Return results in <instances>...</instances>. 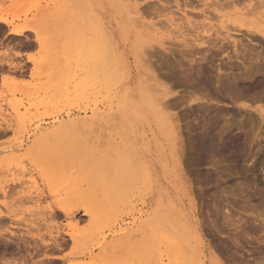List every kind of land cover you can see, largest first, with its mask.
Returning <instances> with one entry per match:
<instances>
[{
  "label": "rangeland",
  "instance_id": "1",
  "mask_svg": "<svg viewBox=\"0 0 264 264\" xmlns=\"http://www.w3.org/2000/svg\"><path fill=\"white\" fill-rule=\"evenodd\" d=\"M263 1L0 0V16L30 30L16 36L0 24V264H264L261 232L248 237L236 228L248 220V206L264 215V122L253 109L232 119L240 140L231 150L219 141L202 155L198 135L206 106L233 107L225 81L257 68L255 79L264 81V38L234 25L244 16L241 24L264 26ZM229 34L237 48L224 43L201 64L192 61L186 42ZM159 82L173 89L164 101L181 141L144 134L148 125L119 107L122 95L139 98L141 90L164 102ZM263 86L235 93L260 106L251 102L264 100ZM95 113L104 127L88 136L71 128L35 135L38 126L55 130ZM19 118L23 125L11 127Z\"/></svg>",
  "mask_w": 264,
  "mask_h": 264
},
{
  "label": "bare ground",
  "instance_id": "2",
  "mask_svg": "<svg viewBox=\"0 0 264 264\" xmlns=\"http://www.w3.org/2000/svg\"><path fill=\"white\" fill-rule=\"evenodd\" d=\"M188 2V0H185V2ZM229 1V0H228ZM232 1H235V0H232ZM239 1V0H238ZM231 2V1H230ZM264 2V1H263ZM229 3V2H228ZM218 4V3H217ZM222 4H223V1H222ZM261 4H263L262 2H261ZM261 4H259V5H261ZM186 5H187V3H186ZM231 5V4H230ZM188 6V5H187ZM221 6V5H220ZM219 6V7H220ZM218 7V8H219ZM260 7V6H259ZM264 7V6H263ZM253 8H255L254 7V5H253ZM261 8H262V6H261ZM155 9V8H154ZM250 9V8H249ZM141 10V9H140ZM168 10V9H167ZM209 10V9H208ZM248 10V9H247ZM253 10V9H252ZM251 10V11H252ZM257 10V9H256ZM161 11V10H160ZM203 11V10H202ZM250 10H248V12H246L248 15H250V14H252V12H251ZM166 12V11H165ZM173 12V11H172ZM207 12V11H206ZM205 12V13H206ZM258 11H256V13H257ZM160 13V12H159ZM170 13V12H169ZM174 13V12H173ZM199 13V12H198ZM259 14H261L260 12H258ZM136 14H137V17L139 16L140 18H142L143 16L141 15V12H139V10H137V12H136ZM243 14V13H242ZM254 14H255V12H254ZM157 16V15H156ZM158 16H160V15H158ZM161 16H162V13H161ZM166 16V15H165ZM172 16H175V15H172ZM206 16V15H205ZM261 16H264V14L263 15H261ZM164 17V16H163ZM243 17V19H244V16H242ZM257 17V16H256ZM175 18V17H174ZM179 18V17H178ZM190 18V17H189ZM240 18H241V16H240ZM264 18V17H263ZM137 19V18H136ZM180 19V18H179ZM243 19H241V20H243ZM169 20V19H168ZM181 20V19H180ZM241 20H237V22L235 21V24L234 25H236V24H238V25H236V27L237 28H239V29H242V28H245L246 30H248V34H249V32L250 33H254V34H256L258 37L260 36H262L263 38H264V26H256V27H254V26H252V25H245V24H241L240 22H241ZM175 21H176V19L174 20V19H172V18H170V20H169V24H172L173 26L175 25ZM188 22L187 23H189V25H192L193 26V23L192 22H195V21H190L189 19L187 20ZM240 21V22H239ZM161 22V21H160ZM190 23H192V24H190ZM0 24H4L5 26H7V27H12V29H11V33L12 34H14V35H16V36H23L26 32H30V30H28V29H25V28H19V27H16V26H14V24H15V22L14 21H8V20H6V19H4V18H2L1 16H0ZM263 24H264V22H263ZM196 25V24H195ZM145 27V26H144ZM153 28V27H155V25L154 26H150V28ZM163 27V26H162ZM200 28V27H199ZM199 28H196V29H199ZM202 28H204V26H202ZM222 28H225L226 30H227V28L228 27H222ZM195 29V30H196ZM231 28H229V30H230ZM235 29V28H234ZM156 30V29H155ZM204 30V29H203ZM202 30V31H203ZM229 30H227V31H229ZM232 31V30H231ZM236 31V30H235ZM200 32V31H199ZM206 33L208 32V31H205ZM223 32H224V30H223ZM245 32V31H244ZM220 33V32H219ZM229 33V32H228ZM227 33V34H228ZM205 34V33H204ZM221 34V33H220ZM224 34V33H223ZM231 34V33H230ZM228 35L224 40H214V41H212V40H209V38L207 39V40H204V38L202 39V40H204V41H199L200 43H198V41L196 40V41H193V43H188V42H186V44H185V46H186V48H189V52H191V56H193L192 57V61L195 63V64H201L204 60H205V58H206V54H208V53H211L212 52V50L213 49H217L218 51H223L224 49H225V47H226V45L224 44V43H227V45L229 46L230 44L232 45V44H234V47L235 48H237V42L234 40L232 43L231 42H229V40L228 39H232V36L231 35ZM252 35V34H251ZM256 35H254V37L256 36ZM204 36V35H203ZM209 37V36H208ZM215 37V36H214ZM257 37V38H258ZM210 38H212V37H210ZM257 38H255V39H257ZM223 41H226V42H223ZM37 42L38 43H41V41H40V39H39V37H38V39H37ZM182 43H184V41L182 42ZM182 45V44H181ZM200 47V49L198 48V50H190V48H194V47ZM165 49V48H164ZM263 50V49H262ZM248 52V51H247ZM241 53V52H240ZM249 53H251V52H249ZM194 54V55H193ZM236 54H238V50L236 49ZM244 54V53H243ZM248 55V54H247ZM29 56V55H28ZM31 56V55H30ZM228 56V58L229 59H232V57L230 56V54H228L227 55ZM252 56V55H251ZM251 59V58H250ZM29 60L30 61H33V58L32 57H29ZM231 61V60H230ZM256 61V60H255ZM119 62H118V60L117 61H115V64H114V71H115V75L117 74V76L120 78V66H119V64H118ZM248 63H250V62H248ZM261 63V62H260ZM254 64V63H253ZM241 65V64H240ZM258 65V64H257ZM238 66V65H237ZM249 66V65H248ZM222 67V66H221ZM226 67V66H225ZM244 67H245V65H244ZM258 67V66H257ZM11 68V67H10ZM15 68V67H14ZM13 68V69H14ZM18 68V67H17ZM22 68V67H21ZM21 68L19 69V70H21ZM246 69H249V68H247V67H245ZM16 69V68H15ZM42 69V68H41ZM223 70V69H222ZM235 70V69H234ZM260 70L261 69H259V68H257L256 70H253L252 69V71H251V73H248L246 76H248V78H242L243 77V75H241L242 77L241 78H239L238 77V79H236L235 77H234V82H233V84L229 81V84L225 81V84H223V85H221V89L223 90V93L225 94V97H226V95L228 96V97H231V99H232V101H233V107L231 108V109H225V108H222V109H213L212 107H214V106H212V107H205L203 110H204V116H202L203 117V119H202V122H201V128L199 129L200 131H199V133H198V135L199 136H202L201 137V140H199V142L201 141V148L200 147H198V148H200L201 149V153H202V155H205V152L206 151H208L209 152V150L208 149H210L211 147V151H212V149L214 148V147H216L218 144L217 143H219V141H220V143H222V145L225 147V148H227L228 150L230 149L231 150V147H235V145H237V143L239 142V138L237 137V136H240V135H238V132H237V134H235L233 131H232V129H230V128H232L234 125L232 124V122H231V120L233 119V120H235V118H238V117H240V116H242V114H244L243 113V111H246L247 109H250V110H254V111H256V112H258L259 113V117L261 118V121L262 122H264V100H262V98H261V100H259V101H255V102H251V103H260L261 105L260 106H253V104L251 105V104H249V102H246V100H247V98H245L244 96H239V94H238V96L236 97V96H234V95H236V93H235V91L237 90V88H239V87H242L241 89H251V91H252V89H261L262 88V86H263V83H264V81L260 78V79H255L256 77H259L258 75H260L261 73H260ZM264 70V69H263ZM219 71H221V70H219ZM192 72H194V71H192ZM222 72V71H221ZM237 72V71H236ZM223 73V72H222ZM247 73V72H246ZM245 73V74H246ZM242 74V73H241ZM264 74V73H263ZM217 75V74H216ZM238 75V74H237ZM236 75V76H237ZM240 75V74H239ZM188 76V75H187ZM193 76V75H192ZM198 76V75H197ZM204 76V75H203ZM245 76V77H246ZM262 76V75H261ZM196 78V77H195ZM198 78H200V75H199V77ZM155 79V78H154ZM219 79H221V78H219ZM218 79V80H219ZM215 80V79H214ZM224 80V79H223ZM251 80V81H250ZM256 80V81H255ZM155 81V80H154ZM201 81V80H200ZM222 81V80H221ZM223 83H224V81H222ZM215 83H216V80H215ZM227 83V84H226ZM142 84V83H141ZM219 84V83H218ZM222 84V83H221ZM148 85V84H147ZM153 85V84H152ZM220 85V84H219ZM149 86H151V85H149ZM158 86L159 87H161V88H165L163 91H162V93H164L165 94V96H163V97H161V98H163V99H161L162 101H164V98L166 99L170 94H173L172 93V90L173 89H171L170 87H168V86H166V85H164V84H161L160 85V82H159V84H158ZM204 86V85H203ZM207 86V85H206ZM264 87V86H263ZM240 89V88H239ZM246 89V90H247ZM263 89V88H262ZM158 90V89H157ZM142 92L140 93V91H139V93H140V97L139 98H137V97H135V96H132L131 94H130V92H126L124 95H122L121 97H120V99H121V102H120V108H121V110H126V112L127 113H129L130 114V117L132 118V119H134L136 122H140V123H142L143 125H145V124H147L148 125V129H146L147 127H143L142 126V124H140V125H138V127H137V129L138 130H140V129H146V131L144 132L143 131V133L144 134H146L147 135V133L149 132L150 133V135L151 136H154V138H155V136H167L168 137V140H171L172 138H171V136H177L178 138V140H180L181 138H179V137H181V131H180V126L177 124V122L176 121H174L175 119L173 118L174 116H173V114L171 115V113H169V111L171 110V108H172V105L170 104H168V103H166L165 101L164 102H161V101H159V99L157 98L156 99V97L154 96V95H152V94H150L149 93V91H143V90H141ZM242 91V90H241ZM259 91V90H258ZM257 91V92H258ZM138 93V94H139ZM240 93V92H239ZM154 94V93H153ZM156 95V94H155ZM241 95V94H240ZM194 96V95H193ZM212 97V96H211ZM211 99V98H210ZM221 99V98H220ZM215 100V99H214ZM217 101L219 100V99H216ZM215 100V101H216ZM241 100L243 101V102H241ZM256 100V99H255ZM248 101V100H247ZM218 102H220V101H218ZM230 104V103H229ZM200 106H201V104H200ZM117 109H118V107H117ZM113 110V109H112ZM252 112V111H251ZM127 113H125V114H127ZM203 113V112H202ZM249 113V112H248ZM105 114V113H104ZM103 115V114H102ZM101 115V116H102ZM108 115V114H107ZM250 115V114H249ZM101 116H99V117H101ZM105 116H106V114H105ZM247 116V115H246ZM251 116V115H250ZM249 116V117H250ZM253 116V115H252ZM251 116V120L253 119V117ZM99 117H98V115L95 113V115H94V117H92L91 118V116L89 117V118H91V119H87L86 120V118L84 119V118H81V120H70V121H68L67 123H65V124H59V127H58V125H57V127L56 126H53L54 128L56 127L57 129H55V130H48V129H44V128H42V129H44V130H42L41 129V127L40 126H38V127H36L35 128V135L36 136H39V139H40V137H42V136H57V132H63V130L65 129H67L68 131H70L69 130V128H71V129H73V130H76V131H78V132H80L81 134H83V136H88V134L89 133H91V131L93 130L94 131V126L97 124V128H96V130L97 129H99V127H101V126H103L101 123H98L100 120H99ZM248 117V118H249ZM106 118V117H105ZM116 118V117H115ZM176 118H178V117H176ZM84 119V120H83ZM120 119V118H119ZM243 119V118H242ZM244 119H247V118H244ZM11 120V119H10ZM103 120H104V118H103ZM241 120V119H240ZM239 120V121H240ZM254 120V119H253ZM255 120H256V118H255ZM258 120V119H257ZM12 121V120H11ZM235 121H237V120H235ZM242 121V120H241ZM248 121V120H247ZM103 122V121H102ZM104 122H106V120L104 121ZM238 122V121H237ZM9 123H10V121H9ZM13 123V122H12ZM23 120H22V118H19L18 119V121L16 120V122H14V124H12L11 125V127H16V126H21V125H23ZM242 123V122H241ZM251 123V122H250ZM101 124V125H100ZM106 124V123H105ZM254 124V123H253ZM5 125V124H4ZM1 126H3V125H1ZM99 126V127H98ZM198 126V125H197ZM232 126V127H231ZM51 127V126H50ZM49 127V128H50ZM104 127V126H103ZM102 127V128H103ZM234 127H236V129H237V127L239 128V124H238V126H234ZM17 128V127H16ZM50 129H52V128H50ZM66 130V131H67ZM89 130H90V132H89ZM95 130V131H96ZM88 131V132H87ZM78 132H76L77 134H78ZM88 134H87V133ZM98 132V131H97ZM97 132H95V133H97ZM58 133V134H59ZM70 133V132H69ZM85 133V134H84ZM62 134V133H61ZM72 134V133H71ZM87 134V135H86ZM62 135H64V134H62ZM70 135V134H69ZM58 136H61L60 134L58 135ZM73 136H75V135H73ZM77 136V135H76ZM79 136V135H78ZM92 136V135H91ZM94 136V135H93ZM97 136V135H96ZM223 136V137H222ZM226 136H227V138H226ZM176 139V138H175ZM176 139V140H177ZM229 139V140H228ZM174 141V140H173ZM181 141V140H180ZM175 143V142H174ZM180 143H182V142H179L178 143V145L180 144ZM175 144H177V143H175ZM199 144V145H200ZM174 147H176V146H174ZM180 149H179V148ZM177 148H178V150L176 149V151H177V155L175 154V156H177V158H176V164H177V168H178V170L180 171V172H183L184 171V169H183V155H184V150H183V147L181 146V144H180V146H178ZM237 147V146H236ZM241 148V147H240ZM209 154V153H208ZM199 158L200 159H202L201 158V155L199 156ZM205 157H204V161H205ZM207 160V159H206ZM242 160V159H241ZM66 172V171H65ZM138 174H139V172H137ZM180 175V174H179ZM181 176V175H180ZM50 180V184L52 185V186H50V187H54V186H56V185H54V181L53 180H51V179H49ZM116 180V179H115ZM180 181H183L182 180V178H181V180ZM56 184V183H55ZM186 184H187V182H182L180 185H182L183 187H186ZM67 186V185H66ZM260 186V185H259ZM63 187V186H62ZM64 187H65V185H64ZM189 187V186H188ZM187 187V188H188ZM190 188V187H189ZM188 190V189H187ZM262 191V190H261ZM189 192V191H188ZM257 192V191H256ZM190 193V192H189ZM192 193V192H191ZM189 195V194H188ZM260 195V194H259ZM260 197V196H259ZM193 200H191V202H192V204H193V208H195V210H196V203H195V201H194V198H192ZM248 200V199H247ZM251 203V202H250ZM216 204H218V203H216ZM223 204V203H222ZM232 204V203H231ZM249 204V203H248ZM234 205V204H233ZM240 205V204H239ZM243 205H245V204H243ZM253 205V204H252ZM216 206V205H215ZM219 206V205H218ZM221 206V205H220ZM232 206V205H231ZM237 206V205H236ZM249 208H248V210L246 211V215H248L249 214V216H248V220L245 218L244 219V221L243 222H245L244 223V226L243 227H241L240 225H239V223H237L236 225H234V226H236V228H237V230H240V228L241 229H243V231H244V233H246L247 235H248V237H250L249 235L250 234H252V233H255V232H261V234L263 235H261L262 237H261V239H260V243L261 244H263L262 245V247L264 246V215L262 214V213H256L255 214V210L253 211L251 208L253 207H251L250 208V206H248ZM261 207V206H260ZM64 208V207H63ZM229 208V207H228ZM232 208V207H231ZM239 208H240V206H239ZM245 208H247V206L245 207ZM257 208V207H256ZM264 208V207H263ZM65 209V208H64ZM222 209V208H221ZM220 209V210H221ZM242 209V208H241ZM244 210V209H243ZM87 211V210H86ZM236 211V210H235ZM238 211H240V210H237L236 212H238ZM245 211H243V212H245ZM61 212H62V210H61ZM68 212L70 213V211L68 210ZM192 212V211H191ZM217 212V211H216ZM236 212H235V214H236ZM242 212V213H243ZM257 212H258V210H257ZM64 213H66L67 214V212H66V210H64ZM223 213V212H222ZM229 213V212H228ZM234 213V212H233ZM239 213V212H238ZM237 213V214H238ZM51 214V213H50ZM224 214H226V213H224ZM240 214V213H239ZM226 215H229V216H226L225 217V221L227 222V220H228V226L230 227L231 226V224L229 223L230 221L229 220H231L230 218L232 217L231 216V213H229V214H226ZM50 216V215H49ZM222 216V215H221ZM220 216V217H221ZM238 216V215H237ZM239 217L240 216H238L237 217V220L239 219ZM223 218H224V216H223ZM242 218V217H241ZM240 218V221L242 222V220L243 219H241ZM244 218V217H243ZM234 219V218H233ZM235 219H236V216H235ZM237 220H235V221H237ZM233 221V220H232ZM238 222V221H237ZM241 222H240V224H241ZM195 223V222H194ZM236 223V222H235ZM183 224V223H182ZM230 224V225H229ZM232 226H233V224H232ZM235 229V228H234ZM187 230V227H185L184 226V224L182 225V231H186ZM236 230V229H235ZM12 233V232H11ZM14 233V232H13ZM12 233V235H15V234H13ZM192 233V237H194V239L196 240V241H198V242H200L199 240H198V238L200 237H198V235H196L197 233L196 232H194V230H193V232H191ZM253 235V234H252ZM15 237V236H14ZM72 237V240H74L75 241V238H74V236H71ZM16 238H18V236H16ZM53 237H51V238H49V239H52ZM20 239V238H19ZM41 239V238H40ZM55 240V242H56V239H53V241ZM12 241V240H11ZM41 241H42V239H41ZM59 241V240H58ZM20 242V241H19ZM88 242V241H87ZM41 243H43L45 246H49L48 244H49V242L46 240V241H42ZM57 243V242H56ZM86 243V242H85ZM26 244V243H25ZM88 244V243H87ZM29 246V245H28ZM58 246V243H57V245H56V247ZM61 246V245H60ZM64 246V245H63ZM86 246V245H85ZM111 246V245H110ZM42 247V246H41ZM59 247V246H58ZM87 247V246H86ZM55 248V247H54ZM84 250V249H83ZM107 250V249H106ZM264 249H262V251L260 250V252L262 253V252H264L263 251ZM105 253V252H104ZM106 253H107V251H106ZM105 253V254H106ZM104 254V255H105ZM108 254V253H107ZM109 254H110V251H109ZM262 254H264V253H262ZM262 254H261V256H262ZM260 256V257H261ZM264 256V255H263ZM262 256V258L261 259H263L264 257ZM264 260V259H263ZM70 264H94V263H84V262H79V263H70ZM164 264H168V263H164Z\"/></svg>",
  "mask_w": 264,
  "mask_h": 264
},
{
  "label": "crops",
  "instance_id": "3",
  "mask_svg": "<svg viewBox=\"0 0 264 264\" xmlns=\"http://www.w3.org/2000/svg\"><path fill=\"white\" fill-rule=\"evenodd\" d=\"M29 52V51H28Z\"/></svg>",
  "mask_w": 264,
  "mask_h": 264
}]
</instances>
